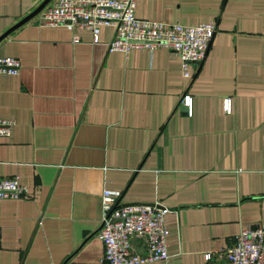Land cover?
Segmentation results:
<instances>
[{"label":"crops","instance_id":"crops-1","mask_svg":"<svg viewBox=\"0 0 264 264\" xmlns=\"http://www.w3.org/2000/svg\"><path fill=\"white\" fill-rule=\"evenodd\" d=\"M42 1L0 0V35ZM40 12L0 40L20 62L0 75V118L14 121L0 177L29 189L0 198V264H103V188L168 208L169 258L148 264H227L236 235L264 220V0H136L141 19L216 22L191 80L163 46L109 51L111 27L95 42Z\"/></svg>","mask_w":264,"mask_h":264},{"label":"built area","instance_id":"built-area-1","mask_svg":"<svg viewBox=\"0 0 264 264\" xmlns=\"http://www.w3.org/2000/svg\"><path fill=\"white\" fill-rule=\"evenodd\" d=\"M136 0H52L40 12L43 26H64L69 30L88 29L98 39L100 26L113 29L109 51L128 53L134 48L151 50L163 46L180 59L182 76L193 78V71L204 60L209 43L217 31L214 20L183 24L138 18ZM20 62L12 56H0V75H16ZM181 104L191 108L192 98L184 93ZM223 110L231 111V100H223ZM14 121L0 118V137L10 133ZM28 187L17 176L0 177V198L28 197ZM121 190L103 188L98 238L103 244V264H148L166 262L168 208L154 204L123 203ZM141 242L142 253L135 251L132 241ZM2 237L0 230V245ZM227 264H264V220L255 227L242 229L234 245L224 251ZM211 255H205L209 261Z\"/></svg>","mask_w":264,"mask_h":264},{"label":"water","instance_id":"water-1","mask_svg":"<svg viewBox=\"0 0 264 264\" xmlns=\"http://www.w3.org/2000/svg\"><path fill=\"white\" fill-rule=\"evenodd\" d=\"M50 0H43L32 12H30L28 15H26L25 17H23L21 20H19L18 22H16L13 26H11L6 32H4L2 35H0V40L5 37L9 32H11L13 29H15L16 27H18L19 25L25 23L26 21H28L30 18H32L33 16H35L36 14H38L43 8L44 6L49 2Z\"/></svg>","mask_w":264,"mask_h":264}]
</instances>
